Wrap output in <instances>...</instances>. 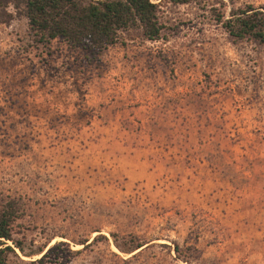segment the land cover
I'll return each instance as SVG.
<instances>
[{
	"label": "rangeland",
	"instance_id": "374dc122",
	"mask_svg": "<svg viewBox=\"0 0 264 264\" xmlns=\"http://www.w3.org/2000/svg\"><path fill=\"white\" fill-rule=\"evenodd\" d=\"M245 4L264 0L162 5L158 41L95 56L0 6L9 264H264V46L213 20Z\"/></svg>",
	"mask_w": 264,
	"mask_h": 264
},
{
	"label": "trees",
	"instance_id": "16d2710c",
	"mask_svg": "<svg viewBox=\"0 0 264 264\" xmlns=\"http://www.w3.org/2000/svg\"><path fill=\"white\" fill-rule=\"evenodd\" d=\"M204 0H0V6H10L16 14L25 19L29 34L42 45L59 39L71 47H81L95 56L106 47L117 42L120 33L136 29L146 41H158L163 29L160 18L162 5L200 4ZM221 1V0H219ZM214 12V8L211 9ZM214 21L235 41L250 40L264 46V5L245 4L215 12ZM18 208L12 200L0 203V264H9L15 256L14 249L21 252L13 238L12 225L18 217ZM9 243V244H8ZM144 243H136L120 250L122 253L139 251ZM175 258L180 250L172 244ZM144 246V247H143ZM188 253L181 260L196 256V250L187 246ZM45 252L39 250L40 258Z\"/></svg>",
	"mask_w": 264,
	"mask_h": 264
}]
</instances>
